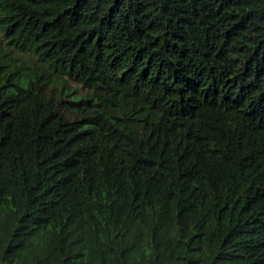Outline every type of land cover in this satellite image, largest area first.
Returning <instances> with one entry per match:
<instances>
[{
    "label": "trees",
    "instance_id": "trees-1",
    "mask_svg": "<svg viewBox=\"0 0 264 264\" xmlns=\"http://www.w3.org/2000/svg\"><path fill=\"white\" fill-rule=\"evenodd\" d=\"M0 264H264V0H0Z\"/></svg>",
    "mask_w": 264,
    "mask_h": 264
},
{
    "label": "rangeland",
    "instance_id": "rangeland-1",
    "mask_svg": "<svg viewBox=\"0 0 264 264\" xmlns=\"http://www.w3.org/2000/svg\"><path fill=\"white\" fill-rule=\"evenodd\" d=\"M70 84H73V85H76L77 87L79 86L78 84L72 82V81H69Z\"/></svg>",
    "mask_w": 264,
    "mask_h": 264
}]
</instances>
